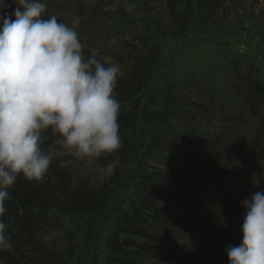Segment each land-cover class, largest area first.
I'll return each mask as SVG.
<instances>
[{
  "label": "rangeland",
  "instance_id": "1",
  "mask_svg": "<svg viewBox=\"0 0 264 264\" xmlns=\"http://www.w3.org/2000/svg\"><path fill=\"white\" fill-rule=\"evenodd\" d=\"M4 2L7 7L0 9V15L14 20L18 5L15 1ZM129 3L136 5L133 13L125 11ZM149 7L163 13L165 22H170L164 0H48L45 19L55 15L58 22L70 25L73 17H80L77 31L85 45L84 55L95 50L105 61L119 63L121 72L129 67L133 52L145 54L157 47L160 50L143 89L142 121L129 133L134 148L121 184L116 186L110 201L92 224L86 216L57 212V222L38 234L47 248L60 250L64 256L73 237L76 250L69 264H94L112 256L106 237L116 215L129 206L135 168L144 159L154 168L165 165L167 154L150 149L148 135L151 122L160 125L149 110L163 108L166 91L181 101V105L179 102L175 106L173 117L162 127L175 149L186 156L197 154L222 133L228 137L226 143L232 157L226 175H199L204 187L200 188V194L193 199L183 198L176 206L166 208L167 212L176 217L186 216L188 220L201 218L208 200L230 197L239 206L237 223L242 233L246 214L243 202L258 191L264 192L261 186L264 158L259 153L264 146V0H225L205 25L199 20L196 0H181L177 9L185 11L187 28L177 37L171 32L168 37L159 34L151 23ZM175 29L172 25L171 30ZM247 93L254 97V102L247 99ZM193 102L201 104L202 110L188 105ZM132 105L129 102V108ZM49 139L50 134L45 137ZM56 141L54 136L51 147L59 153ZM53 160L59 164L67 162L64 166L70 167L75 177L98 181L97 160L89 164L61 154ZM145 221L156 243L208 245L197 232H181L149 215ZM129 237L145 241L142 237ZM137 260L141 264H158L145 257Z\"/></svg>",
  "mask_w": 264,
  "mask_h": 264
},
{
  "label": "trees",
  "instance_id": "2",
  "mask_svg": "<svg viewBox=\"0 0 264 264\" xmlns=\"http://www.w3.org/2000/svg\"><path fill=\"white\" fill-rule=\"evenodd\" d=\"M180 2L181 0H164L170 18L168 23L165 22L163 13L149 7L151 23L163 37H168L170 32L174 37L186 32L185 11L177 9ZM224 2L225 0H196L201 24L205 25ZM172 25L175 30H171ZM159 52L158 47L145 54L133 52L129 67L118 77L115 91L121 105L118 122L122 147L117 152L120 168L115 175L103 183L95 182L85 177H75L70 167L61 166L62 164L53 160L42 183L18 178L10 192L12 200L6 202L7 212L3 217L9 225L8 234L15 246V254L0 252L3 264H69L73 259L76 250L73 237L67 243V256H64L60 250L47 248L38 234L57 222V212L86 216L92 224L96 215L110 201L116 186L121 184L122 174L134 148V141L129 138V133L142 121L143 89L153 64L159 59ZM165 94L163 108L149 110V114L160 125L151 122L148 135V145L152 147L150 149L167 154L165 165L154 168L147 159L140 160L141 163L133 172L134 187L128 200L129 206L116 215L106 237V245L112 256L107 255L101 262L94 264H141L138 257L154 259L158 264H229L228 247L238 246L242 242V233L237 223L239 206L230 197L208 200L206 212L201 218L188 220L186 216L176 217L167 212L166 208L176 206L183 198L193 199L200 194V188L204 187L201 186L199 175H226L232 157L226 143L228 137H224L225 134L222 133L220 138L211 139L197 154L186 156L175 149L174 143L168 140L162 127L173 117L174 108L179 102L181 105V101L169 91ZM249 94L247 93V99L252 103L255 100ZM262 96L264 103V87ZM129 102L133 104L130 108ZM188 105L202 110L201 104L193 102ZM53 139L54 136L50 134V139L45 140L43 147L46 150L53 144ZM259 153L264 158V146ZM112 159L113 157H102L97 161L101 168ZM262 176L261 186L264 190V173ZM147 215L164 221L181 232H197L208 241L207 247L199 242L189 245L181 242H154L146 226ZM129 236L142 237L145 241L139 242Z\"/></svg>",
  "mask_w": 264,
  "mask_h": 264
},
{
  "label": "clouds",
  "instance_id": "3",
  "mask_svg": "<svg viewBox=\"0 0 264 264\" xmlns=\"http://www.w3.org/2000/svg\"><path fill=\"white\" fill-rule=\"evenodd\" d=\"M15 3L14 20L0 15V252L13 254L3 217L18 178L42 183L57 154L89 164L113 157L95 177L103 183L120 168L122 147L119 63L98 58L95 50L85 57L80 17L69 25L55 15L44 18L48 0ZM6 7L0 0V9ZM135 8L129 3L125 11ZM48 134L57 137L59 153L43 147ZM243 207L242 242L228 247L229 264H264V192Z\"/></svg>",
  "mask_w": 264,
  "mask_h": 264
}]
</instances>
